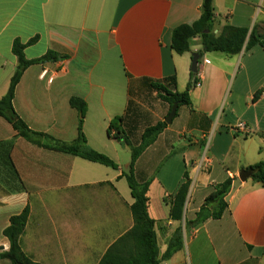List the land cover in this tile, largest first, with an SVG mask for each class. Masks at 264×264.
<instances>
[{
  "label": "crops",
  "instance_id": "0c3cea01",
  "mask_svg": "<svg viewBox=\"0 0 264 264\" xmlns=\"http://www.w3.org/2000/svg\"><path fill=\"white\" fill-rule=\"evenodd\" d=\"M212 4L214 33L233 26L264 35V0ZM201 5L202 0H0V99L17 65L13 41L37 37L25 58L49 51L58 58L25 70L15 89L16 113L31 131L53 139L41 144L71 145L79 115L69 101L83 100L88 148L119 166L121 143L106 136L109 123L132 103L127 127L136 144L146 127L167 117L168 106L159 99L155 113L144 104L143 98L157 96L151 86L160 82L182 93L193 84L191 60L202 49L201 37L190 38V51L178 55L171 33L198 20ZM195 73L199 86L189 89L190 104L179 107L135 165V173L150 181L147 211L155 222L158 264H264V187L250 178L231 194L219 220L185 229L214 187L264 161V46L234 56L204 53ZM171 77L174 89L163 82ZM143 111L154 121L141 127ZM239 123L247 131H233ZM185 171L190 186L183 219L173 221L166 200ZM121 172L34 145L0 117V252L8 248L3 231L10 217L28 208L20 247L35 264H101L109 251L104 264L136 258L137 241L125 237L134 226V200ZM177 229L182 247L162 260Z\"/></svg>",
  "mask_w": 264,
  "mask_h": 264
},
{
  "label": "trees",
  "instance_id": "16d2710c",
  "mask_svg": "<svg viewBox=\"0 0 264 264\" xmlns=\"http://www.w3.org/2000/svg\"><path fill=\"white\" fill-rule=\"evenodd\" d=\"M213 0H202L201 14L194 23L190 25H180L173 29L171 33V49L178 55L189 52L188 41L190 38L200 36L202 40V49L197 54L199 57L204 53H223L227 56L239 54L243 49L249 51L255 45H264V35H260L253 29L250 33L245 28L233 26H224L217 33L215 30V13L212 4ZM37 41V37L31 39L25 44L19 40H14L11 47V52L15 56L17 65L10 79L7 93L0 99V117L5 119L15 130V132L28 142L39 147L58 151L79 157L83 160L96 163L114 170H119L118 166L107 156L89 149L86 144L82 126L86 111V104L78 98H71L69 101L70 107L75 109L79 115L77 124V136L71 145L49 146L41 144L42 139L53 141V139L45 134L31 131L26 123L19 117L13 107V99L15 89L19 84L25 70L32 65L44 63L46 61H55L58 57L53 52H47L38 59L27 60L24 56V50L27 46L33 45ZM196 73H191L194 77ZM164 83L168 84L172 89L175 88L176 79L171 77L165 79ZM193 86L190 84L186 91L178 93L172 92L163 83H155L151 86L157 91V98L167 104L168 112L170 113L173 104H178L177 110L182 105H189V89ZM130 92V90H129ZM257 96H255L256 100ZM132 103H129L125 114L114 118L108 125L106 134L109 138L124 143L130 150V162L128 164L127 173L121 172L120 177L124 178L130 189L131 197L134 202L130 207L133 216L134 226L131 231L125 236L126 238H134L140 247V253L136 258L120 259L115 264H158V248L156 235L154 232L155 222L149 217L147 207L148 198L146 196L150 181L144 178L138 179L135 173V165L138 158L149 146L153 145L158 136L165 130L167 124L157 122L155 125L146 127L138 142L134 143L135 134L128 129L129 116L133 115ZM177 112V111H176ZM166 115V116H167ZM252 175L250 179L253 182H259L264 187V161L248 167ZM183 182L180 184L177 192L166 200L170 207V219L173 221H181L183 219L184 205L187 199L190 180L188 173L185 171ZM232 179H227L223 184L214 187L213 191L205 198L202 207L192 221L185 223V229L188 231L203 224L207 220H219L227 211L228 204L225 202V197L231 189ZM29 217V210L25 208L20 214L11 216L9 224L3 231L8 248L6 251L0 252V260H6L10 264H35L21 250L20 238L25 230ZM182 247V234L180 229H177L171 240L168 243L167 249L162 256V260L170 258L174 253ZM110 253V251L108 252ZM105 256L104 264L108 259V254ZM114 264V263H112Z\"/></svg>",
  "mask_w": 264,
  "mask_h": 264
},
{
  "label": "rangeland",
  "instance_id": "374dc122",
  "mask_svg": "<svg viewBox=\"0 0 264 264\" xmlns=\"http://www.w3.org/2000/svg\"><path fill=\"white\" fill-rule=\"evenodd\" d=\"M143 100H144V104L149 106L148 109H150V110L152 109V111H151L152 113H155L156 109L158 110L159 106H161V102L158 100L157 96L154 97V96L150 95L149 97L143 98ZM144 114H145V120H142V123L143 124L141 125V127H143L144 124L146 125L147 123H149V121L150 122H153L154 121L153 117H151V116L149 117V113L147 111H145V113L143 111V115ZM106 136H107V134H106ZM117 152H118V157H120L119 158V166H118V169L121 168L124 171V173H127V171H128V164L130 162V150H129V148H126V149L123 150L122 149V145H119L118 148H117ZM103 155H105V154H103ZM105 156H107V155H105ZM136 176H137L138 179L144 178L143 176H139L137 173H136Z\"/></svg>",
  "mask_w": 264,
  "mask_h": 264
},
{
  "label": "water",
  "instance_id": "95a60500",
  "mask_svg": "<svg viewBox=\"0 0 264 264\" xmlns=\"http://www.w3.org/2000/svg\"><path fill=\"white\" fill-rule=\"evenodd\" d=\"M198 55L196 54H193L192 55V60H191V67H190V72L191 73H195L196 70H197V61H198ZM177 107H178V104H173L172 107H171V110H170V113L167 115V117L165 118L164 122L169 125L171 124L173 118L175 117L176 115V111H177ZM122 147H124V143H121ZM252 175V172L251 170L249 169H245V170H242L238 177L233 179L232 180V184H231V189L229 191V193L227 194V196L225 197V202H228L229 201V198L231 196V194L238 188V186L245 182L247 179H249Z\"/></svg>",
  "mask_w": 264,
  "mask_h": 264
},
{
  "label": "built area",
  "instance_id": "2783aa9c",
  "mask_svg": "<svg viewBox=\"0 0 264 264\" xmlns=\"http://www.w3.org/2000/svg\"><path fill=\"white\" fill-rule=\"evenodd\" d=\"M196 78H199V77H197V76L193 77L192 82H193V85L197 87V86H199V82L196 81L197 80ZM232 130L233 131H237V130L247 131V127L245 126L244 123H239L237 126L233 127Z\"/></svg>",
  "mask_w": 264,
  "mask_h": 264
}]
</instances>
